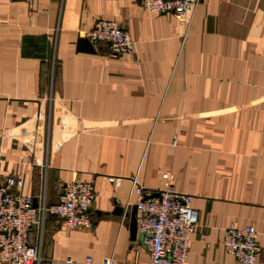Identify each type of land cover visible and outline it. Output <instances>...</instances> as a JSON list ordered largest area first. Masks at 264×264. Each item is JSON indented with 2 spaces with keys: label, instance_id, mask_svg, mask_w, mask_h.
<instances>
[{
  "label": "crops",
  "instance_id": "crops-1",
  "mask_svg": "<svg viewBox=\"0 0 264 264\" xmlns=\"http://www.w3.org/2000/svg\"><path fill=\"white\" fill-rule=\"evenodd\" d=\"M99 19L133 50H78ZM10 176L36 207L93 183L92 227L45 214L34 264H147L133 179L192 196L187 264H238L221 243L231 224L256 229L264 264V0H201L189 25L141 0H0V184Z\"/></svg>",
  "mask_w": 264,
  "mask_h": 264
},
{
  "label": "built area",
  "instance_id": "built-area-1",
  "mask_svg": "<svg viewBox=\"0 0 264 264\" xmlns=\"http://www.w3.org/2000/svg\"><path fill=\"white\" fill-rule=\"evenodd\" d=\"M200 1L141 0V5L150 12H172L189 25ZM84 36L92 45L105 43L113 55L133 50L129 33L114 20L95 21ZM109 180L115 178L110 176ZM22 184V178L12 176L5 180V186L0 184V264H34L38 260V249L30 243L29 233L45 214L62 217L70 229L93 225L89 214L94 200L92 182L78 176L63 187L56 203L40 207L33 205L32 196L20 193ZM13 186L16 190L10 191L8 188ZM133 192L137 196L136 230L148 251L147 264H187L191 234L198 222V212L190 205L192 196L171 186L154 192L144 190L134 179ZM221 243L238 264H257L261 247L253 226L229 225ZM89 262L86 258L85 263ZM102 264L134 263L117 262L113 256H107Z\"/></svg>",
  "mask_w": 264,
  "mask_h": 264
},
{
  "label": "water",
  "instance_id": "water-1",
  "mask_svg": "<svg viewBox=\"0 0 264 264\" xmlns=\"http://www.w3.org/2000/svg\"><path fill=\"white\" fill-rule=\"evenodd\" d=\"M77 49L80 51L85 52H94V48L92 44L89 42V40L85 37L79 38L77 40ZM36 200H33V205L35 206L34 202ZM36 207V206H35ZM123 208L120 206H117L114 210V213L121 215L123 213ZM136 205H133L130 210V217H129V229H130V235L131 238L134 239L136 237Z\"/></svg>",
  "mask_w": 264,
  "mask_h": 264
}]
</instances>
